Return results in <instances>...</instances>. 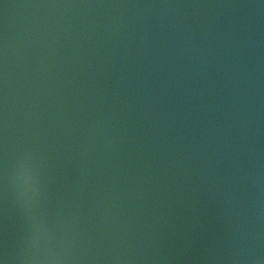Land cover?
I'll return each instance as SVG.
<instances>
[{
  "label": "water",
  "instance_id": "95a60500",
  "mask_svg": "<svg viewBox=\"0 0 264 264\" xmlns=\"http://www.w3.org/2000/svg\"><path fill=\"white\" fill-rule=\"evenodd\" d=\"M0 264H264V0H0Z\"/></svg>",
  "mask_w": 264,
  "mask_h": 264
}]
</instances>
